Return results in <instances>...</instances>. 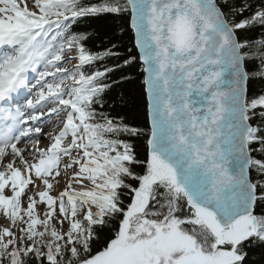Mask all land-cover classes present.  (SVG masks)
<instances>
[{"label":"rangeland","instance_id":"obj_1","mask_svg":"<svg viewBox=\"0 0 264 264\" xmlns=\"http://www.w3.org/2000/svg\"><path fill=\"white\" fill-rule=\"evenodd\" d=\"M51 3L0 0V53H6L0 58V92L12 84L15 72L23 68L26 74L31 64L36 78L29 102L32 115H25L21 140L0 158V259L8 256L12 264L16 254L47 248L69 262L79 244L80 250L87 249L91 226L100 223L102 211L116 208L120 168L132 161L122 142L106 133L97 136L87 125L82 110L91 97L77 77L83 56L76 40L55 42L53 35L60 33L69 14L43 8ZM38 122L47 138L25 139ZM26 146L24 154L18 153L17 147ZM32 146L44 150L35 152ZM150 158L149 173L135 191V205L125 214L118 238L105 254L79 264H106L117 250L113 264H237L240 245L255 236L251 220L244 223L243 237L239 229L223 234L209 212L188 206L172 171ZM155 184L161 200L152 192ZM183 203L190 215L180 218Z\"/></svg>","mask_w":264,"mask_h":264},{"label":"water","instance_id":"obj_2","mask_svg":"<svg viewBox=\"0 0 264 264\" xmlns=\"http://www.w3.org/2000/svg\"><path fill=\"white\" fill-rule=\"evenodd\" d=\"M126 2L144 74L149 155L223 234L239 229L243 237L251 220L256 235L248 75L235 31L217 0Z\"/></svg>","mask_w":264,"mask_h":264},{"label":"trees","instance_id":"obj_3","mask_svg":"<svg viewBox=\"0 0 264 264\" xmlns=\"http://www.w3.org/2000/svg\"><path fill=\"white\" fill-rule=\"evenodd\" d=\"M217 3L241 46L248 74L247 118L254 128L249 140L250 175L258 192L254 215L259 232L240 245L242 260L237 264H264L261 238L264 235V0H217ZM51 8L75 14L64 34L67 41L78 39L82 52L87 55L81 70L84 88L92 96L87 108L90 127L100 137L106 133L122 142L131 150L132 161L120 168L122 185L116 190V208L102 211L100 223L91 226L87 249L80 250L82 244H79L77 254L69 262L48 248L37 253L16 254V264H79L103 253L119 234L125 214L135 205V191L150 170L144 74L130 29L128 3L126 0H52ZM156 185L152 192L161 200L160 186ZM183 204L180 218L190 215L189 209H184L186 203ZM7 261L11 262L10 257L1 258L0 264Z\"/></svg>","mask_w":264,"mask_h":264},{"label":"bare ground","instance_id":"obj_4","mask_svg":"<svg viewBox=\"0 0 264 264\" xmlns=\"http://www.w3.org/2000/svg\"><path fill=\"white\" fill-rule=\"evenodd\" d=\"M64 20H68V21H70L71 19H64ZM227 20V19H226ZM228 22V21H227ZM130 23V22H129ZM51 28H52V26H51ZM60 33L58 32L57 34H55V35H53V37H54V39H55V42L56 43H60V45L61 44H63V45H67L69 42L67 41V38L65 37V32H66V30L68 29V28H65V27H60ZM71 39H73V40H76L77 42H78V39H76V38H71ZM71 39H69V40H71ZM80 43L78 42V45H79ZM79 48H80V51H81V53H82V56H83V59L82 60H87V55L86 54H84L83 52H82V49H81V46L79 45ZM244 58V57H243ZM244 66H245V60H244ZM80 70V74L79 75H77V76H83V73H82V70H81V68L79 69ZM245 70H246V68H245ZM247 72V71H246ZM225 73H226V70H225ZM248 75V74H247ZM84 88V87H83ZM247 88H248V85H247ZM4 90V89H3ZM83 91H86V89L84 88V90ZM246 103H247V100H246ZM15 114H16V112L14 113V116H15ZM248 119V118H247ZM51 120H48V122L51 124V122H50ZM33 122V121H32ZM35 126H38L36 129H35V131L34 130H31V132H30V134H28V136H27V138L28 139H34V140H38L37 142H40L43 138H47V135H48V133H45V130H46V128L44 127V126H41V122H38V123H36V125ZM12 124H9L8 125V121L5 123V125H3V127H1L0 126V137L3 139L1 142L3 143V144H7L8 143V140H9V138H10V135H11V132H12ZM62 137V136H61ZM14 139H15V137H14ZM55 141H57V142H59L60 141V139H59V137H56V139H55ZM6 147L7 146H5L4 148H3V150H0V158H2L5 154H6V152H5V150H6ZM28 147L29 146H26V147H17V150H18V153H22V154H24V152L26 151V150H28ZM44 146H32V148H33V151H35V152H42L43 150H44V148H43ZM76 184V183H75ZM77 185V187L79 188L80 186L78 185V184H76ZM91 195H96V194H94V193H90ZM143 249H145L144 248V246L143 247H141V251H143ZM119 251L120 250H117V251H114V252H112V258H110V259H108V261H107V263L106 264H113V262H114V258L119 254Z\"/></svg>","mask_w":264,"mask_h":264}]
</instances>
